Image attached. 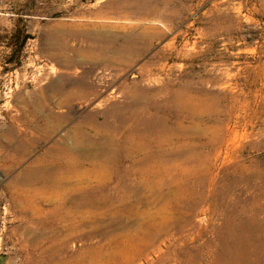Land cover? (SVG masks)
Segmentation results:
<instances>
[{"label":"rangeland","instance_id":"obj_1","mask_svg":"<svg viewBox=\"0 0 264 264\" xmlns=\"http://www.w3.org/2000/svg\"><path fill=\"white\" fill-rule=\"evenodd\" d=\"M263 224L264 0H0L6 264H127L149 228L134 264H264Z\"/></svg>","mask_w":264,"mask_h":264},{"label":"bare ground","instance_id":"obj_2","mask_svg":"<svg viewBox=\"0 0 264 264\" xmlns=\"http://www.w3.org/2000/svg\"><path fill=\"white\" fill-rule=\"evenodd\" d=\"M99 147H100V149H101V147L102 146H105V144L103 145H98ZM84 157V156H83ZM107 161V160H106ZM33 171V170H32ZM41 173V172H40ZM21 181V180H20ZM45 184V183H44ZM40 186V185H39ZM46 187V186H45ZM67 193V192H66ZM29 194V193H28ZM65 194V193H64ZM30 196V195H29ZM22 199H23V197H21ZM47 198V197H46ZM14 199V198H13ZM21 199V200H22ZM63 200V199H62ZM23 201V200H22ZM41 201V200H40ZM77 201V200H76ZM81 201V200H80ZM64 202V201H63ZM88 204H92L93 205V203H94V201H93V198L92 199H89L88 200ZM98 202V201H97ZM37 203H39V202H37ZM42 203V202H41ZM75 203H78V202H75ZM43 205V204H42ZM71 205L72 204H70V207H71ZM43 207V206H42ZM46 207V206H45ZM76 207V206H75ZM91 207V206H90ZM69 210V209H68ZM24 211H25V213L27 214V215H29V214H31L30 213V211L28 210V207L25 205L24 206ZM45 211V210H44ZM53 211V210H52ZM63 211V210H62ZM48 214V213H47ZM73 214V213H72ZM24 217V216H23ZM40 217V216H39ZM112 218V217H111ZM33 219V216H31L30 215V218L28 219V218H26V217H24V219L22 218L21 219V226H25L24 227V229L25 228H29L28 226V224H30V222L31 221H33L32 220ZM48 219V218H47ZM20 220V219H19ZM35 220V219H34ZM39 222V221H38ZM37 222V223H38ZM252 224H255L254 222L252 223ZM20 225V224H19ZM33 226V225H32ZM38 226V225H37ZM36 226V227H37ZM41 226V225H40ZM47 226V225H46ZM263 226H264V224H263ZM18 227V226H17ZM43 228H44V225L42 226ZM22 228V227H21ZM55 228V227H54ZM250 228H252L253 229V231H251V232H249V234H246V233H244V237L243 238H241V240H239V243L237 244V249L239 250V253L241 254V255H244V253H245V250L250 246V245H253V244H255L256 242L258 243V244H261V246H263V243H264V233H260V234H258V231H257V229L255 228V225L254 226H252V227H250ZM48 229V228H47ZM251 229V230H252ZM31 230V229H30ZM35 230V229H34ZM249 230V229H248ZM52 231V230H51ZM152 230H150V228H149V230H147L146 232H144L142 235H140L139 236V240H140V242H139V244H135L134 245V248H138L137 250H138V252H136V253H131V254H129V256H128V259H127V264H134V263H136L138 260H140V259H142V258H145V257H147L148 256V254L149 253H151V252H153V246H154V242L156 241V239L157 238H151V236L152 235H155V234H157L156 232H151ZM39 232V233H38ZM43 232H45V228H44V231H41V230H37L36 229V233H38V234H41V233H43ZM241 232V231H240ZM30 233V232H29ZM25 234V233H24ZM49 236V235H48ZM137 236V235H136ZM156 236V235H155ZM157 236H159V235H157ZM236 236V235H235ZM241 236V235H240ZM20 237V236H19ZM36 237V236H35ZM53 238V237H52ZM55 238V237H54ZM51 239V238H50ZM56 239V238H55ZM44 241V240H43ZM53 242V241H52ZM50 243V242H49ZM65 243H66V241H65ZM252 243V244H251ZM39 245H41V243L39 244ZM64 245V244H63ZM41 247V246H40ZM153 247V248H152ZM44 250V249H43ZM153 255V254H152ZM222 258H224V257H222ZM231 258L232 257H230V256H226L225 257V259L227 260V262H229L230 261V263H231ZM233 260V259H232ZM224 264V263H223Z\"/></svg>","mask_w":264,"mask_h":264},{"label":"crops","instance_id":"obj_3","mask_svg":"<svg viewBox=\"0 0 264 264\" xmlns=\"http://www.w3.org/2000/svg\"><path fill=\"white\" fill-rule=\"evenodd\" d=\"M0 264H6L5 259H3L2 257H0Z\"/></svg>","mask_w":264,"mask_h":264}]
</instances>
